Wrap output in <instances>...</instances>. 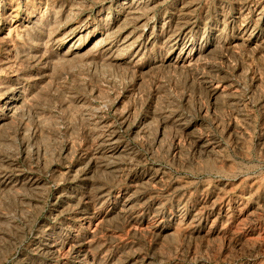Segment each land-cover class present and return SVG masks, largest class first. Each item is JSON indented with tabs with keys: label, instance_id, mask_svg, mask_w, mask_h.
Returning <instances> with one entry per match:
<instances>
[{
	"label": "rangeland",
	"instance_id": "rangeland-1",
	"mask_svg": "<svg viewBox=\"0 0 264 264\" xmlns=\"http://www.w3.org/2000/svg\"><path fill=\"white\" fill-rule=\"evenodd\" d=\"M0 264H264V0H0Z\"/></svg>",
	"mask_w": 264,
	"mask_h": 264
},
{
	"label": "bare ground",
	"instance_id": "bare-ground-1",
	"mask_svg": "<svg viewBox=\"0 0 264 264\" xmlns=\"http://www.w3.org/2000/svg\"><path fill=\"white\" fill-rule=\"evenodd\" d=\"M30 9V8H29ZM237 190V189H236Z\"/></svg>",
	"mask_w": 264,
	"mask_h": 264
}]
</instances>
